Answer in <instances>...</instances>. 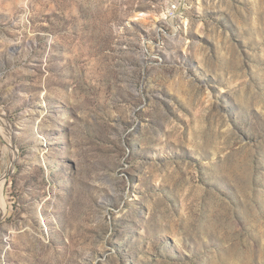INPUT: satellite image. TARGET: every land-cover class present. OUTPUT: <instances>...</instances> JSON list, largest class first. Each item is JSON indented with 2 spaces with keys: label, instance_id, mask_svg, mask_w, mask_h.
<instances>
[{
  "label": "rangeland",
  "instance_id": "374dc122",
  "mask_svg": "<svg viewBox=\"0 0 264 264\" xmlns=\"http://www.w3.org/2000/svg\"><path fill=\"white\" fill-rule=\"evenodd\" d=\"M9 163L0 264H264V0H0Z\"/></svg>",
  "mask_w": 264,
  "mask_h": 264
},
{
  "label": "bare ground",
  "instance_id": "6f19581e",
  "mask_svg": "<svg viewBox=\"0 0 264 264\" xmlns=\"http://www.w3.org/2000/svg\"><path fill=\"white\" fill-rule=\"evenodd\" d=\"M10 147V146H9ZM6 157V156H5ZM14 157V156H13ZM7 160V159H6ZM14 161V160H13ZM6 162V161H5ZM4 162V163H5ZM9 162V161H8ZM12 168V163H9L6 165V167H4V171L2 174H0V215L2 213V211L4 210L5 206H6V203L4 201V198H3V188L5 186V180H6V176L7 174L10 172Z\"/></svg>",
  "mask_w": 264,
  "mask_h": 264
}]
</instances>
